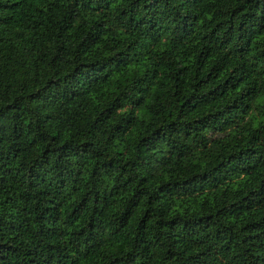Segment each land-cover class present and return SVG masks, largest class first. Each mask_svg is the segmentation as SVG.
Listing matches in <instances>:
<instances>
[{"label":"trees","instance_id":"obj_1","mask_svg":"<svg viewBox=\"0 0 264 264\" xmlns=\"http://www.w3.org/2000/svg\"><path fill=\"white\" fill-rule=\"evenodd\" d=\"M0 264H264V0H0Z\"/></svg>","mask_w":264,"mask_h":264}]
</instances>
